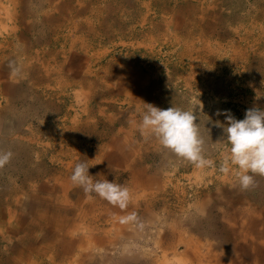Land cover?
<instances>
[{
  "label": "rangeland",
  "instance_id": "obj_1",
  "mask_svg": "<svg viewBox=\"0 0 264 264\" xmlns=\"http://www.w3.org/2000/svg\"><path fill=\"white\" fill-rule=\"evenodd\" d=\"M199 100L215 167L130 123L146 104ZM253 107L264 110V0H0V150L13 153L0 264H264V177L242 190L234 166L219 171L230 145L217 111L240 120ZM80 161L94 182L128 187L129 206L74 187Z\"/></svg>",
  "mask_w": 264,
  "mask_h": 264
},
{
  "label": "clouds",
  "instance_id": "obj_2",
  "mask_svg": "<svg viewBox=\"0 0 264 264\" xmlns=\"http://www.w3.org/2000/svg\"><path fill=\"white\" fill-rule=\"evenodd\" d=\"M8 67L13 77L21 75L22 68L15 60H10ZM146 105V109L138 112L141 117L139 123L130 121L146 140L154 137L162 148L197 169L215 167V161L206 157L205 140L196 123L197 116L203 111L200 100L188 110L180 107L160 109L152 104ZM217 115L225 117L227 126L221 125L219 121L216 123L218 127H223L230 145L222 155L219 171L228 174L232 170L230 166H234L237 169L234 175L240 188L249 190L256 186V176L264 177V110L249 108L240 120L230 110H218ZM12 157L11 151L0 150V169L10 163ZM93 165L85 161L77 162L70 176L72 185L81 188L89 198L95 194L114 207L126 209L132 200L129 188L107 179L94 182L89 174V168ZM132 219L133 216L124 217L121 222L126 223Z\"/></svg>",
  "mask_w": 264,
  "mask_h": 264
},
{
  "label": "bare ground",
  "instance_id": "obj_3",
  "mask_svg": "<svg viewBox=\"0 0 264 264\" xmlns=\"http://www.w3.org/2000/svg\"><path fill=\"white\" fill-rule=\"evenodd\" d=\"M9 7V6H8ZM52 223V222H51ZM54 224V223H53ZM88 238V237H87ZM87 238H85V239H87ZM187 242V241H186ZM185 242V243H186ZM188 244V243H187ZM188 246V245H187ZM175 250V249H174ZM194 250V249H193ZM198 250V249H197ZM21 256V255H20ZM24 257V256H23ZM22 256L21 257H19V259L21 260V258H23ZM188 260V259H187ZM184 264H185V262H184Z\"/></svg>",
  "mask_w": 264,
  "mask_h": 264
}]
</instances>
